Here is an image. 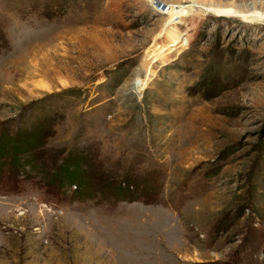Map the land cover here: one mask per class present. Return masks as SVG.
Returning <instances> with one entry per match:
<instances>
[{
    "label": "rangeland",
    "instance_id": "obj_1",
    "mask_svg": "<svg viewBox=\"0 0 264 264\" xmlns=\"http://www.w3.org/2000/svg\"><path fill=\"white\" fill-rule=\"evenodd\" d=\"M0 264H264V0H0Z\"/></svg>",
    "mask_w": 264,
    "mask_h": 264
},
{
    "label": "built area",
    "instance_id": "obj_2",
    "mask_svg": "<svg viewBox=\"0 0 264 264\" xmlns=\"http://www.w3.org/2000/svg\"><path fill=\"white\" fill-rule=\"evenodd\" d=\"M140 80V81H139ZM140 82H142V83H140ZM136 85H138L139 86V91L138 92H140L143 88H142V86L143 85H145L144 84V82H143V80L142 79H138L137 81H136Z\"/></svg>",
    "mask_w": 264,
    "mask_h": 264
}]
</instances>
